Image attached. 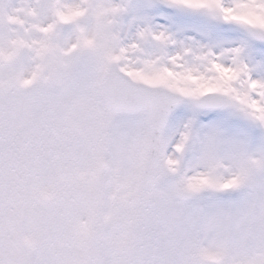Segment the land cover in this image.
<instances>
[{
    "label": "clouds",
    "instance_id": "1",
    "mask_svg": "<svg viewBox=\"0 0 264 264\" xmlns=\"http://www.w3.org/2000/svg\"><path fill=\"white\" fill-rule=\"evenodd\" d=\"M134 3L0 0L5 136L17 107L28 105L48 119L42 135L71 130L84 161L72 172L60 229L5 238L6 252L32 264H264V137L246 138L238 152L218 146L220 155H235L220 170L225 178L239 175L232 187L190 192L188 181L207 171L210 147L193 138L178 153L183 128H158L149 108L113 95V78L128 79L118 69L143 32L131 15ZM249 19L264 30L258 16ZM170 160L179 161L175 171ZM32 195L53 207L61 188L53 181Z\"/></svg>",
    "mask_w": 264,
    "mask_h": 264
},
{
    "label": "snow or ice",
    "instance_id": "2",
    "mask_svg": "<svg viewBox=\"0 0 264 264\" xmlns=\"http://www.w3.org/2000/svg\"><path fill=\"white\" fill-rule=\"evenodd\" d=\"M162 8L202 17L205 23L174 32L170 18L156 16ZM262 13L264 0H145L132 5V18L143 32L118 69L128 79L115 76L112 92L117 101L129 99L149 108L156 127L169 132L183 128L178 153L193 138L210 147L206 173L189 180L187 191L232 187L239 175L225 178L220 170H229L225 161L234 162L235 155H220L218 146L231 144L238 152L249 125L264 128V47L258 46L264 45V30L249 19L258 16L264 22ZM168 163L175 171L172 165L179 161Z\"/></svg>",
    "mask_w": 264,
    "mask_h": 264
},
{
    "label": "rangeland",
    "instance_id": "3",
    "mask_svg": "<svg viewBox=\"0 0 264 264\" xmlns=\"http://www.w3.org/2000/svg\"><path fill=\"white\" fill-rule=\"evenodd\" d=\"M161 15L170 18L174 32L179 28H192L205 23L202 17L177 9L162 8L161 12L156 13L157 17ZM47 125L46 116L24 104L15 110L7 126V137L4 123L0 120V217L7 219L14 205L26 208L21 221H10L7 229L0 225V264H32L34 258L19 252L7 253L5 238L10 241L29 230L42 231L45 236L53 235L60 229L63 217L69 211L67 203L72 193V172L84 161L72 148L70 141L74 133L71 130L53 138L42 135ZM249 127L251 131L245 134L249 140L259 141L264 137V132L259 128L253 125ZM53 181L61 188V196L53 207L37 205L32 194L39 186Z\"/></svg>",
    "mask_w": 264,
    "mask_h": 264
},
{
    "label": "bare ground",
    "instance_id": "4",
    "mask_svg": "<svg viewBox=\"0 0 264 264\" xmlns=\"http://www.w3.org/2000/svg\"><path fill=\"white\" fill-rule=\"evenodd\" d=\"M26 210V208H25ZM21 216V207L20 206H15L12 208V210H9V217H6L7 219H1L0 217V225L2 228H8L10 221L14 220V218H18ZM16 221H21L20 219H16ZM5 229V230H6Z\"/></svg>",
    "mask_w": 264,
    "mask_h": 264
}]
</instances>
